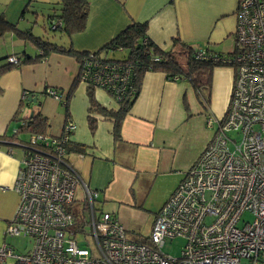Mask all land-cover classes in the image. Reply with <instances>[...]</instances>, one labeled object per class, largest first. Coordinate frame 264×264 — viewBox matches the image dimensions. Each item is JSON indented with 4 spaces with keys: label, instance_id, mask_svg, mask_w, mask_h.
<instances>
[{
    "label": "built area",
    "instance_id": "1",
    "mask_svg": "<svg viewBox=\"0 0 264 264\" xmlns=\"http://www.w3.org/2000/svg\"><path fill=\"white\" fill-rule=\"evenodd\" d=\"M233 40L227 56L193 50L196 60L233 69L229 102L224 118L214 120L211 140L158 211L147 243L128 240L118 220L96 208L98 192L66 161L75 129L67 121L59 137L27 135L16 142L22 151L13 186L18 203L4 235L28 238L31 246L21 254L2 244L0 264H264V0H237ZM130 77L127 65L96 52L79 62L78 82L104 91L117 107ZM45 93L65 106L56 90ZM28 96L23 92L20 101ZM76 195L83 223L68 209ZM246 213L252 221L241 224ZM175 239L184 241L179 256L163 253Z\"/></svg>",
    "mask_w": 264,
    "mask_h": 264
},
{
    "label": "crops",
    "instance_id": "2",
    "mask_svg": "<svg viewBox=\"0 0 264 264\" xmlns=\"http://www.w3.org/2000/svg\"><path fill=\"white\" fill-rule=\"evenodd\" d=\"M86 1L88 14L84 30L71 37L63 34L57 44L70 45L76 53L99 51L103 56L105 45L132 22L146 23L148 39L163 51L171 49L175 36L189 47L203 48L195 44L209 41L208 28L213 20L234 16L236 22L237 0ZM40 7L53 12L46 16V22L48 17L59 14L58 0H0V15L25 31L28 29L20 27L24 20L28 22L24 14L38 17ZM34 51L37 50L30 43L25 44L7 33L0 39V66L8 56L25 52L27 57H32ZM78 73L75 58L51 53L42 60L29 61L0 75V246L5 243L15 253H25L31 244L28 238L4 235L18 203L13 186L22 151L16 142L24 140V136H17L16 142L11 137L21 125L18 116L15 117L23 92L37 100L22 109L19 117L41 114L48 122L47 135L52 137L63 134L67 121L72 123L75 129L69 134L66 161L98 192L96 208L115 217L128 240L147 243L158 211L211 140L217 129L215 121L224 118L234 76L233 70H213L207 98L200 92V97L207 99L205 107L198 97L194 103L188 96L185 101L186 82L168 80L162 73H146L115 140L113 121L93 108L86 86L75 84ZM73 85L66 110L45 93L50 88L65 97ZM92 92L100 106L117 110L113 100L95 95V89ZM89 117L97 121L94 133L88 128ZM209 119L213 121L211 126H207ZM20 237L26 240L22 244L17 243ZM6 264L16 263L10 259Z\"/></svg>",
    "mask_w": 264,
    "mask_h": 264
},
{
    "label": "trees",
    "instance_id": "3",
    "mask_svg": "<svg viewBox=\"0 0 264 264\" xmlns=\"http://www.w3.org/2000/svg\"><path fill=\"white\" fill-rule=\"evenodd\" d=\"M58 6L59 14L57 16L48 17V30L60 31V33L66 35L67 37H71L74 34L82 32L85 28L88 14L87 1L58 0ZM26 9L27 7L24 9V11ZM53 18L57 19L50 20ZM53 25L56 27L54 30L51 29ZM146 32V23L140 24L132 22L131 25H129L103 48L104 51H106L103 53L105 55H103L105 60L127 65L131 69V77L126 96L122 103L118 105L117 110H108L100 106L94 100L92 92L94 88L88 87L90 104L93 106V108H95L98 114L113 121V137L115 140L119 138L120 124L133 105L140 91L143 78L146 73H162L167 77L168 80L173 81L174 79H177L189 82L203 106L206 107L208 103L207 99L200 97V92L204 88H210L213 70L215 68L225 66L220 63L213 62L210 59L196 60L193 57V50L195 48L189 47L183 40L180 39L179 36H175L172 39L170 50L163 51L148 39ZM7 33L14 34L15 37L23 41L25 44L30 43L37 51L32 57H26L27 54L25 52L14 55L13 57L17 61L15 64L8 63L7 58L11 56L6 57L3 60L5 63L0 66V75L16 69L22 64L29 63V61L42 60L51 53L73 57L77 60L78 66L81 58L84 55H87V52L76 53L70 45L63 47L47 40H43L40 37H35L31 33L30 29L20 31L15 24H10L2 15H0V39ZM117 51L127 52L126 57L122 60H111L106 58L108 53ZM96 54L102 53L97 51ZM215 54L223 57V55L220 53ZM3 61L1 60V62ZM75 84H78V79L75 80ZM73 91L74 85L69 89L67 95H65V110ZM29 104L30 103H28L27 100L21 101L19 104L15 119L18 116V122H20L21 125H19L17 128V134L12 135L11 137L14 142L19 140L17 136L20 135L27 136L47 134L48 122L47 119L41 114L33 113L26 118L19 117L21 110L25 109V107ZM66 118H68V116ZM87 122L89 131L94 133L96 130L97 121L89 117Z\"/></svg>",
    "mask_w": 264,
    "mask_h": 264
},
{
    "label": "rangeland",
    "instance_id": "4",
    "mask_svg": "<svg viewBox=\"0 0 264 264\" xmlns=\"http://www.w3.org/2000/svg\"><path fill=\"white\" fill-rule=\"evenodd\" d=\"M236 7V6H235ZM31 12V11H30ZM21 14V11L18 12L17 17ZM25 19H28V22L24 20V22L20 23L21 30L22 29H33L31 32L35 37H42L44 39L49 40L51 43L59 44V38L63 35L60 33V31H49L48 30V23L46 22V16L47 15H53L52 11H48L46 7H40L37 11L38 17H36V14H30L26 12ZM17 21V20H15ZM235 19L234 16H226L224 18H218V20H213L211 27L208 28V34H209V41H201L200 44H195L196 46H203V48L208 49L211 52L214 53H220L223 56H227L234 48V42L232 38V33L235 31ZM200 33V32H199ZM208 37V36H207ZM33 53V52H32ZM36 53V51H34ZM33 53V54H34ZM127 52L124 51H117V52H111L107 54V59L111 60H122L126 57ZM220 69L225 70H233L230 66H222ZM183 81V80H182ZM187 84V92L186 96H184L185 101L187 100V96L189 97L190 102L194 103V101L197 100V96L191 87L190 83L187 81H184ZM95 95L102 96L105 100H113L107 93L100 89H95ZM209 93L208 88H204L201 90V94L207 98V95ZM234 137L237 135L234 133L232 134ZM24 140H26V136L23 137ZM187 154V153H185ZM68 209L72 211V214L76 217L77 220H79L81 223L84 221V215L82 213V206L81 203L78 201V197L76 195L75 202L72 204V206H69ZM252 217L249 214H244L242 216V223L245 222H251ZM85 232L88 231L87 228H84ZM19 241V242H18ZM17 243L22 244L26 240L23 238H18ZM184 244V241L182 239H175L171 242H166L165 245L162 247V252L166 253L171 256H179L180 250ZM31 244H29L27 247L30 248ZM241 264H249L246 260H242Z\"/></svg>",
    "mask_w": 264,
    "mask_h": 264
},
{
    "label": "water",
    "instance_id": "5",
    "mask_svg": "<svg viewBox=\"0 0 264 264\" xmlns=\"http://www.w3.org/2000/svg\"><path fill=\"white\" fill-rule=\"evenodd\" d=\"M27 57V56H26ZM36 100H37V98L36 97H33V98H27V102L28 103H35L36 102Z\"/></svg>",
    "mask_w": 264,
    "mask_h": 264
}]
</instances>
